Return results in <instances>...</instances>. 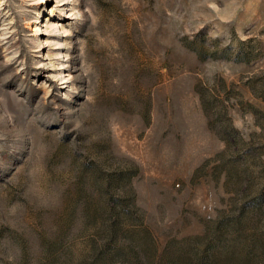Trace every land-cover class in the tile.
I'll use <instances>...</instances> for the list:
<instances>
[{"label":"rangeland","instance_id":"374dc122","mask_svg":"<svg viewBox=\"0 0 264 264\" xmlns=\"http://www.w3.org/2000/svg\"><path fill=\"white\" fill-rule=\"evenodd\" d=\"M0 264H264V0H0Z\"/></svg>","mask_w":264,"mask_h":264}]
</instances>
